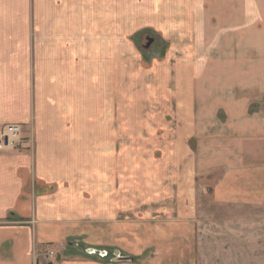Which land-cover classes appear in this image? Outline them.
I'll return each mask as SVG.
<instances>
[{
  "label": "crops",
  "instance_id": "0c3cea01",
  "mask_svg": "<svg viewBox=\"0 0 264 264\" xmlns=\"http://www.w3.org/2000/svg\"><path fill=\"white\" fill-rule=\"evenodd\" d=\"M107 1L70 6L64 25L33 37L29 27H0V135L20 123L32 137L23 150L0 148V264H194L190 196L204 182L218 202L264 200V46L259 80L244 60L229 61V80L213 62L212 85L181 95L186 122L175 133L163 125L162 154H130L108 108L92 122L93 98H109ZM61 34L67 59L55 45ZM74 51L89 60L84 72ZM140 223L152 226L142 250ZM45 246L54 260L39 256ZM116 252L134 260L114 261Z\"/></svg>",
  "mask_w": 264,
  "mask_h": 264
},
{
  "label": "rangeland",
  "instance_id": "374dc122",
  "mask_svg": "<svg viewBox=\"0 0 264 264\" xmlns=\"http://www.w3.org/2000/svg\"><path fill=\"white\" fill-rule=\"evenodd\" d=\"M63 1L0 0V27H16L17 30L29 27L32 36L37 30L55 27L54 21L64 25L70 6L78 7V11L85 8V0ZM106 4L109 24L104 42L109 46L105 50L109 62V98H93L92 122L104 121L108 108V122L118 128L114 132H119L130 154L133 151L142 156L150 152L162 154L166 148L162 140L166 135L163 125L167 124L174 133L182 127L187 116L181 114L179 106L184 98L181 95L192 88L197 91L204 79L209 81L205 84L206 90L212 85L214 77L218 78L213 62L222 61L224 72L221 75L226 80L233 77L228 72L230 60L252 64V80L260 79L264 0H108ZM57 10H61L60 16L53 19ZM46 30L44 32L48 33ZM62 37L61 34L55 45L62 47L65 56L68 44L61 41ZM146 38L154 39L149 47H145ZM105 52L102 51V55ZM74 53L76 67L84 72L89 60L80 57L77 51ZM76 86L80 92V86ZM255 107L251 106L250 111ZM83 117L77 122L83 121ZM30 123L33 124V119ZM13 124L21 126V134L12 148L23 150V142L32 139L24 124H4L1 134ZM149 124L157 129L150 130ZM154 134L161 139H155ZM194 141L192 145L196 139ZM207 183L190 196L194 264H264V200L218 202L213 186ZM139 226L135 231L140 233L142 243L138 249L142 250L149 246L152 226L149 223ZM72 247L82 251L80 246L76 248L75 242ZM55 249L45 246L39 256L43 254L45 261L54 260ZM48 251H53L54 255L47 257ZM125 256H132L134 260L135 255Z\"/></svg>",
  "mask_w": 264,
  "mask_h": 264
},
{
  "label": "built area",
  "instance_id": "2783aa9c",
  "mask_svg": "<svg viewBox=\"0 0 264 264\" xmlns=\"http://www.w3.org/2000/svg\"><path fill=\"white\" fill-rule=\"evenodd\" d=\"M21 134V126L13 124L9 127H6L4 129L3 134L0 135V146L1 147H12L14 146L17 142V139L20 137ZM4 144V145H2ZM54 252L53 251H48L47 257L48 256H53Z\"/></svg>",
  "mask_w": 264,
  "mask_h": 264
},
{
  "label": "water",
  "instance_id": "95a60500",
  "mask_svg": "<svg viewBox=\"0 0 264 264\" xmlns=\"http://www.w3.org/2000/svg\"><path fill=\"white\" fill-rule=\"evenodd\" d=\"M147 43L145 45V47H149L154 39L153 38H146ZM88 253L92 254V255H98V256H102V257H106L108 255V253L106 251H100V250H96V249H87ZM115 258L113 259L114 261H132L133 257L132 256H121L119 252L115 253Z\"/></svg>",
  "mask_w": 264,
  "mask_h": 264
}]
</instances>
